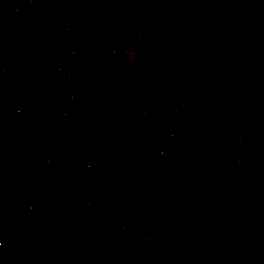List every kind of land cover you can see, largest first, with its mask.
Listing matches in <instances>:
<instances>
[{
    "label": "built area",
    "instance_id": "obj_1",
    "mask_svg": "<svg viewBox=\"0 0 264 264\" xmlns=\"http://www.w3.org/2000/svg\"><path fill=\"white\" fill-rule=\"evenodd\" d=\"M118 0H51L57 7L69 6L73 2L81 4L91 13L90 18L92 24L98 28L95 31V42L88 33L82 29L73 27L72 22L64 17H57L49 24V32L44 35V40L47 44L59 50L63 55L74 61L71 68V74H65L60 71V64L53 67L52 73L42 76L41 73L35 74V78L40 82V87L37 90L26 89L19 93L16 105H11L8 108V115H14L20 109H26L28 112H33L35 109H45L48 104L52 103V98L48 96V88L58 89L63 95L65 102L68 105H73L77 100L74 98V93H71V88L75 89L88 78H95L96 69L105 68L111 62L112 58L118 52V45L114 40L113 28L109 25H100L99 21L102 16L113 15ZM165 7H170L174 14L167 18L166 25L174 24L177 28H181L182 15L178 11L175 1L163 0ZM221 3L219 0H210L207 7V12L214 15L221 21ZM36 11L34 6H29L26 9L28 14H33ZM16 13V9H14ZM183 26V25H182ZM16 41V31L13 28H0V47L9 55L13 54V45ZM169 40L161 46L160 53H167L169 48ZM235 48L232 45H225L217 48V51H212L210 60L206 64L205 72L208 77L213 79V83L218 87L228 88L227 79L229 72L222 58H229L235 55ZM100 55L98 63L94 60L86 61V57H95ZM20 62L19 58H16ZM22 62V61H21ZM60 63V62H57ZM249 74L253 76V69L249 70ZM255 77V76H254ZM186 72H175V76H162L160 78L143 79V84L138 88V95L141 94L145 99L137 96L136 99L127 101L129 105H134L137 108L135 122L127 124L128 134L135 139V147L126 165L121 169H111L107 166L106 159L97 154L102 148L103 142L109 131V122L105 121L100 110H96L91 114L87 126L90 128V134L84 143L80 141L72 142L65 140L62 144L65 147L76 146L80 149L81 145L87 144L85 151H75L68 155L64 154L67 160L76 168H83L89 173L90 179L87 182H78L74 187L76 205L73 213V221L75 224H84L90 219L88 209L95 205L97 191L100 185L104 182H114L118 188V199L111 203L109 211L113 217L112 232L119 234L132 221V211L130 202V193L126 182L129 179L136 177L139 172L147 166L155 163H160L164 156V149L182 155H195L198 149L207 152L208 146L205 144L195 143L193 138L199 131L200 121L194 116L186 122L180 120L186 113V105L183 98L191 97L194 100L201 102L203 100L202 91L194 89L189 85H185ZM72 80V82H70ZM179 81L180 87L174 91L176 99L167 103L164 109L167 113H160L157 109L160 105L162 91L167 87L173 88V82ZM252 90L247 89L241 94L239 87H234L231 93L237 94L238 99L235 104L232 117L234 118L236 129H246L255 134L253 148L260 155L264 156V100L260 99V92L264 89L263 76L256 80ZM171 87V88H170ZM77 91V89H76ZM238 92V93H237ZM71 94V95H70ZM170 99L172 96H170ZM241 99V100H240ZM239 100L241 101L239 103ZM147 101H155L154 106H148ZM173 109V113H169ZM253 136V135H252ZM2 137V135H0ZM33 141L41 145L40 151L45 153L50 140L55 137L48 133L44 125H40L35 130L32 137ZM227 138V139H225ZM217 142V152L221 157H227L232 153V147L235 149L233 155H236L233 165L230 167H219L213 171V182L218 184V190L226 196V211L225 215L229 219L243 218L248 208V203L254 199L264 201V162L253 164L252 161L246 162V153L242 150L245 138L231 135L227 136L225 130L218 128L213 131L212 139ZM70 143V144H69ZM32 144V143H31ZM44 144V145H42ZM32 146H34L32 144ZM38 151V150H37ZM89 151V153H87ZM256 169L253 172L250 169ZM7 173L8 183L13 180V171ZM38 172V171H37ZM35 173V172H34ZM39 173V172H38ZM262 177L260 184L258 178ZM4 186L0 181V188ZM46 182L37 178L31 179L28 188L23 194V198L17 202H9L5 208L6 216L14 223L24 224L29 221L37 210L41 207V199L47 197L50 202L55 200V193ZM184 231L179 225H172L169 231L168 250L170 252H178L181 240H183ZM34 239L27 240L28 245H32ZM10 247V246H9ZM19 246L13 245L10 251L18 254ZM7 254L5 248H2L0 241V264L12 257ZM252 257H254L253 260ZM234 262L232 264H264V226L261 235L252 238L248 241L240 251H237ZM255 262V263H254Z\"/></svg>",
    "mask_w": 264,
    "mask_h": 264
},
{
    "label": "rangeland",
    "instance_id": "obj_2",
    "mask_svg": "<svg viewBox=\"0 0 264 264\" xmlns=\"http://www.w3.org/2000/svg\"><path fill=\"white\" fill-rule=\"evenodd\" d=\"M156 1L160 4L162 3L161 0H156ZM168 1L170 2L171 0ZM194 1L195 0L176 1L178 11L179 12L181 11V13H183V14L180 13L183 17L182 18L183 26L182 25L180 26L181 27L180 33L182 34V36L176 35L175 34L176 32L174 31L172 39L178 38L179 40L177 42H180V46L182 45L181 44L182 41L186 39L185 36L188 34V32L185 33L186 30L185 28L189 25L187 24V22L189 21L185 20V18H188L191 21V17H192L191 15L193 13L192 3ZM219 1L221 3L222 10L225 12V9H228L227 11L228 14L231 13L235 17L233 21H235L238 18H241L246 20V22L244 23L246 28L258 26L259 30L257 34L260 40L264 44V0H247L248 3H246L247 5L246 7H243V4L239 7H236L237 5H234L232 7L233 2L234 1L236 2V0H219ZM177 2L179 3L180 8ZM12 5L16 7H12ZM27 5L28 4L25 3L22 4L21 6V0H0L1 11H7L6 9L10 8L11 10L16 9L17 13H20L18 9H22L24 8L23 6H27ZM116 7L115 10L117 9L118 10L117 13H119L118 19L116 21L113 19V15L104 16L102 18V25H110L113 28L114 40L119 47L118 52L116 53L117 57L115 58V63L111 62L109 64V66L110 65L111 66L110 67L108 66L109 68L105 67L103 69L102 68L96 69L95 76L97 79L94 82H92L89 87L90 92L92 93L93 96L91 97L92 103L100 105L101 108H97L96 110H100L102 112L105 121H108L110 125H111L110 111L117 108L118 105L130 101L131 100L130 98L134 99V96H136L138 88L142 86V81L139 80L133 81V80L124 79L123 72L128 66L129 59H132V57L130 56V53L132 51H129L128 53V47H130L128 46V43L133 42L136 34L137 33L140 34L143 31L144 26L146 25L147 15L145 9L143 8L148 7V3H144V1L142 3L140 0H118ZM242 7L243 9H241ZM163 9L167 10L165 6L163 7ZM170 9L167 11H172ZM241 10L245 11V13H240L242 12ZM227 12H225V14ZM228 14L226 15V17L231 18ZM54 15L50 11V13L45 16L43 23L50 24L55 18H57ZM2 17H4V15H2ZM156 18L159 25V30L163 33V35H165V38L168 40L169 38L166 35L167 33L166 29L169 28V26L166 25L167 17H164L163 19H160L159 17ZM31 20H34V18ZM31 20L16 21V23H14L15 26L13 27L20 29L22 28V26H20L21 24L24 25L32 24V22H30ZM109 22H111L112 24H109ZM196 22L199 23V20ZM116 25H120L122 29L120 33L121 34L120 41L117 39V31L115 27ZM32 26L35 27L36 25L33 24ZM172 29L174 30V28ZM227 29L219 30L221 32V35L223 32V36H221V38L227 35ZM44 33L45 32H43V38L41 35L39 36L40 40L38 38V35H34L35 36L34 39L26 38V40L28 43L31 44H34L35 41H39V44L41 45L42 48L38 47V49L40 50L39 54L42 55V60L45 61L46 63L48 61H51L50 63H52L54 62L53 59L56 58L59 53L53 52L52 50L55 49L52 48L50 44H48L52 48L51 50L52 55H50L51 58L49 57V55L45 51L46 47L44 46V43H46V41L44 40ZM148 36L150 37V35ZM135 40H137L134 42L135 46L138 47L141 38ZM233 45H235L234 46L236 51L235 60L237 63L241 62L243 64L247 62V60L256 51V47L253 45H246V44L240 46L239 44L238 45L233 44ZM162 65L163 66L160 68L158 66H153L152 64H149L150 71L152 70V72H148V75L151 74L158 75L157 78L162 77L163 76L162 73H164L162 70H166L168 69V67H171V65L165 61L163 62ZM180 70L182 69L180 68ZM183 70H185V68ZM207 84L209 87H212V83L208 82ZM227 84L228 87L230 88H222V87H218V88L227 93H230V91H232L234 87L240 88L241 86L242 87L244 86L245 88L251 90V87L245 86L242 83H237V84L236 82L232 83L229 78L227 79ZM179 87H180L179 81H174L173 88L175 89V91L178 90ZM166 89L168 88L165 87L164 90ZM128 91L130 93H128ZM70 92L75 94L76 89L72 87ZM166 96L168 95L166 94ZM174 98L175 96L173 97V99ZM76 118L77 119L72 124H68V126L74 131L80 129L82 125V120L79 117V115H77ZM45 121H46L44 124L45 129L47 132L48 131L50 132V130L47 128V122H48L47 117ZM216 124L219 126L220 122H217ZM52 134L54 135V137L63 138V136L60 134H56V135L54 133ZM246 136L247 135H244V138ZM132 140L133 139H129L128 137L123 136L121 139H118V141L114 140V145L117 146L118 149L120 150L122 149V154H125L128 152V146L133 144ZM253 144L254 141L252 140V137L245 138L244 144L242 145V150L246 153V155L249 152H252L251 147L253 146ZM27 149L28 151L26 152L25 155H30L29 152H31L32 150L35 151V149H31L30 147ZM252 153L251 155H260L258 151L255 149V147ZM173 154L178 155V153H173ZM125 156L128 157V155ZM48 157L46 158L47 161H48ZM64 157L66 158V156ZM192 158H195V156H192ZM204 159L209 160L208 157H205ZM203 163L204 162L200 163L198 161L190 162V161L164 160L160 163H155L152 164L153 166L148 167V170L151 172L146 176V179L144 181L142 180V182H144L143 184L146 186L143 190L146 194L145 195L147 199L146 204L152 205L154 208L153 213L146 214L147 217L150 220H152V222H154V219H157L156 222L159 223V225H166V223L174 219L176 213L175 219L178 216L177 214H179L182 217L184 223L182 225L178 223L171 224V225H179L180 227L183 226V228L185 229L183 230V228H181L184 231L182 237L183 240H181V243L178 248V252L177 251L170 252L169 250H167L165 253H163L160 261V263L162 264H193L194 263V259L192 258L190 251H189L188 260L186 262L183 261V259L187 256L185 251L181 252L183 245H184L183 248H187L188 246L185 241L186 237L191 239L190 243H193L194 241H196L195 238H198L199 243L202 244L198 249V253L202 257V259L201 261L196 262V264H218V257H217L218 251H220L221 253L223 249L227 247V245L233 239H236L241 229H247L251 225V223L257 222L258 224L259 221H264V201L260 199H254L250 201L251 213H252V220L250 223H247L244 217L229 219L226 217L225 212L223 211H221L222 213L221 216L219 214L220 210H217L215 208V202L213 201L214 191L209 178V170L206 167V165ZM253 163L256 164L257 160ZM50 164H54V166L57 168V172L59 173L60 162L57 163L53 161ZM0 167L2 166L0 165ZM46 175L48 176V173H46ZM105 183L107 182H104L102 185L104 186ZM48 186L52 188L55 193L56 196L55 202H50L49 199L45 196L41 199V203L43 204V207L40 208L45 209V207H48L53 203L52 205L54 206V209L52 214H48L43 209L42 211L35 213L34 216L29 221L24 223L21 227L20 226L17 227L19 230L17 236L21 239H25L27 241L29 239H34V237L36 236L41 238L42 240L41 264H58L57 259H59V264H70L72 257L76 253H84L89 258L91 257L94 260L100 261L105 258L106 259L109 258V256H107L108 252L116 254V256L110 257L114 261H116L114 264H119L118 263L119 260L118 261L115 260V258L118 257L119 254L127 255V257L121 261V264H129L128 262L131 261L134 262L135 259L138 260L141 258H142L141 264L144 261H148L146 262V264H148L151 261L153 257L152 253L155 252L156 249H154V251L152 250L151 255L145 259V255L143 256L137 254L138 252L142 253L143 251L128 248V236H124V237L120 236L116 239H111L109 236L106 237L105 235L99 236L98 234L99 228L97 227V221H98L97 218L99 217V213L98 210H96L95 205L93 207H90V209L92 208L91 209L92 214L90 216V219L84 224H76L80 226L82 229H85V231H87L86 233L90 234L88 235L89 236L88 238L79 239V236L84 234V232L76 231L75 229L71 228V226H69L67 223V218L69 217L67 213V198L64 197L63 192H60V190L56 189L53 178L51 182L48 183ZM50 188H47V190H51ZM137 191L138 189H136L134 193H136ZM165 195L168 196L169 199L165 203L164 206L165 212L163 213V211L160 209L159 204L163 203ZM118 197L119 194L117 196V199ZM0 207H1V202H0ZM131 208H132V201H131ZM1 209L2 208H0V212ZM133 210L134 209L132 208V212ZM160 211L162 214H159ZM141 215H143V213H141ZM132 216H134V212ZM111 217H113V215H111L110 212H108L107 220L111 224L110 228L112 231ZM72 219H73V214H72ZM156 222H154V224ZM219 223L221 225H219ZM7 225H10V223ZM171 225L168 226L166 230L165 227L162 226L163 231H165L162 233L164 234L163 237L165 241H167L166 242L167 247L169 246L168 240H169V231L170 228L172 227ZM126 228H128V225L126 226ZM241 249L236 250V253ZM128 253H130L129 254L130 259L128 258ZM14 255L18 256L15 253ZM18 259L19 261L17 264H22L20 258ZM253 259L254 257H252L251 260ZM233 260H234L233 258H228L229 263L227 264H232V262H234Z\"/></svg>",
    "mask_w": 264,
    "mask_h": 264
},
{
    "label": "crops",
    "instance_id": "obj_3",
    "mask_svg": "<svg viewBox=\"0 0 264 264\" xmlns=\"http://www.w3.org/2000/svg\"><path fill=\"white\" fill-rule=\"evenodd\" d=\"M176 1L177 0H175V2ZM161 2L163 3V0H161ZM207 2L210 3V0H205V3L203 4L205 8L203 7L200 8L201 11L200 10L199 11L201 13H199V16L195 12V9L192 3L193 13L191 15L192 16L191 21L188 18H185V20L189 21L187 22V24L189 25L185 28L186 29L185 33L188 32V34L187 35L185 34L186 39L182 41L181 46H180V42H177L179 40L178 38L172 39L174 31L176 32L175 33L176 35L182 36V34L180 33L181 28H177V26H175L174 24H171L169 28L166 29L167 31L166 35L169 38L168 42L170 44L168 51L171 50L173 54V59H177V57H180L181 61L183 62V63L177 64L174 67V70L176 69L175 72L177 71L186 72L185 85H189L194 89H198L202 91V96H203V100L201 102H198L191 97L183 98L185 101V105H186V113L183 117L180 118V120L182 122H186L190 119V116L191 117L194 116L197 119H199L200 121V127L198 129L199 131L197 132L193 140L195 143H198V144L204 143L205 147L208 146L209 148L208 151H210L212 149L211 148L212 143H210L212 139V133L214 130L218 128L222 127V130H225V133H227L228 137H231V135H233L236 137L239 136L244 139V135H247L246 137H252V140L255 141L254 139L255 134L253 132H249L246 129H236L234 118L232 117V113H233L235 104L237 103L238 95L237 94L233 95L231 91L230 93H227V92L220 90L217 84L213 83L214 80L208 77L205 72V67H206V64H208L210 60V55L212 56V51L214 50L217 51V48L219 47V45L221 46L232 45L234 47L235 45L233 44H237L233 40L228 43L224 42L225 41L224 39H226L228 35V29L230 27L246 28V26L244 25L246 20L238 18L235 21H233L235 17L231 13L228 14L227 12L228 9H225V12H227L226 14L222 10L221 13L224 14V16H221V21L217 20L218 16L216 17L214 13L213 15H210V13L207 12V7L209 5V3L206 4ZM25 3H27L28 5L23 6L24 8L22 9H18L20 13H17V11L15 13L14 10H11L10 8L6 9L7 11L0 10V15H1L0 21L2 22L0 23L1 29H4L6 27L11 28L15 26L14 23H16V21H28L34 18V20L30 21L32 22V24L30 25L21 24L20 26H22V28L20 29L13 27V29L16 31V41L14 42V45H13V54L9 55L3 52L4 50L2 51L1 50L2 48L0 47V135H2V137H0V160L2 159L3 155L7 154L8 152H10V150H12V145H11L12 140L22 141L23 143L26 144V146H28V148L30 147L31 149H35V151L30 150L31 152L29 153L37 157L35 173L32 175L31 179L33 180V179L39 178L48 184L52 180V178L49 175V170L47 168L48 161L49 163L53 161L59 163L60 155L64 156L65 153H68L69 155L70 153L75 152V151H85L87 144L81 145L80 149H78L76 146L65 147L62 144L65 142L66 139L55 137V139H52L48 143H45V145L47 146V151L45 153H42L39 150L41 145L38 143V138H36V142L32 140V137L35 134L36 128L40 127V125L45 124L46 117H48L49 114H55L59 116L62 120L65 121V124L67 126L68 124H72L77 119L76 117L78 115V112L75 107L76 104L74 103L71 106L68 105L65 102L63 95L59 93L58 89H52V88L47 89L48 96L52 98V103L48 104L45 107V109L37 108L33 112H28L26 109H20L18 110L16 114L8 115V108H10L11 105H16L15 103H17L16 101L21 91L26 90V89L37 90L40 87V82L38 81V79L35 78V74L41 73V70L39 67L35 66L32 60L28 59L25 56L24 49L29 50L32 54H36L37 56L40 57V59H42V55L39 54L40 50L38 49V47L40 48L42 47L39 44V41H35L34 44H31L27 42L26 38L34 39L35 38L34 35H38V38L41 35L43 38V32H45L44 35L49 32V24L43 23V20L45 16L50 13V11L52 12L53 15L55 14L54 16L56 17L61 16V17L66 18L63 14H60L63 12H60L59 14H57L56 12L57 9L62 10V11L64 9H70L68 13L70 17L68 19H70V21L72 22L73 27L77 29H82L84 31H87L88 33H92L89 36V38L92 39V41L91 40L89 41L92 43L95 42V38L97 37L95 34V31H97L98 28L95 24H92L91 18L89 16L91 15V13L89 12V10L87 8L85 9L82 6L78 8H72L70 4L69 6H65V7H57L53 3H51V0H21V6L22 4H25ZM246 3H248L247 0H236V2L235 1L233 2L232 7L234 5H237L236 7H239L242 4H243V7H246L247 6ZM29 6H34L36 8V11L33 14H28L26 12V9ZM178 6L180 8L179 3H178ZM12 7H16V6L12 5ZM243 7L241 9H243ZM166 8L167 10L170 9V7H166ZM240 13H245V11H242ZM173 14H174V11L169 12V15L167 16V18H169ZM227 14L231 18L226 17ZM2 15H4V18H2ZM103 17L104 16L101 17V20ZM198 20H199V23L196 22ZM33 24H35L36 26L33 27L32 26ZM172 28H174V30ZM222 29L224 30L227 29V35L224 36L223 38H221V36H223V32L221 35V32L219 31ZM213 38H215V42L212 45L211 41L213 40ZM44 46L46 47L45 51L50 57V55H52L51 50L53 46L51 48L46 43H44ZM181 47H183V49ZM55 52L63 55V53L60 52L59 50H56ZM59 54L58 56H60ZM100 57H101L100 55H97L95 57H86L85 60L86 61L94 60L97 64L98 59ZM16 58H19L20 62H17ZM235 59H236L235 55L229 58H222V61L226 64L228 72H229L228 78L230 79L232 83L234 82H236V84L242 83L245 86L251 87V90H252L254 87H257L255 86V83L257 79H260V75L261 77L263 76V80H264V54L259 56L257 60L255 61V63L245 62L242 64L241 62L237 63ZM50 62L51 61L47 62V64L51 68L49 73H52L53 75V72L51 71L53 67L55 66V63L54 62L50 63ZM56 64H60L61 72L68 74V75L71 74V68L74 63L72 64L56 63ZM244 66H246L245 72H243L242 70ZM180 68L182 70H180ZM184 68L185 70H183ZM250 69H253V76L249 74ZM139 81H142V84H143V79L142 80L139 79ZM70 82H72V80H70ZM208 82L212 83V87L208 86L207 84ZM76 89L77 91L79 90L78 87ZM173 89L174 88L166 89L162 91V95L163 94L165 96L166 94L168 96L170 95L172 96L171 100L172 101L175 100L176 97L174 99L173 97L176 96V94L174 91H171ZM240 89H241V94L245 93V91L247 90V88H245L244 86L243 87L241 86ZM128 93L130 92L128 91ZM137 96L142 99V96L138 95V91L136 93V96H134V99H136ZM259 96L261 100H264V89L260 92ZM240 100H239V103L241 102ZM163 101L164 103L160 104L157 110L160 113H164V112L167 113L164 110L167 107L166 100L164 99ZM173 112H174L173 109H170L169 113H173ZM136 116L138 117L137 114ZM15 120L18 122V124L14 123ZM217 122H220L219 126L216 124ZM48 133L50 132L48 131ZM132 141H133V144L128 146V152L123 155H128L129 157L130 154H132V151L135 147V139L133 138ZM31 143L34 146H32ZM214 151H217V146L215 147ZM120 152L122 153V149ZM87 153H89V151ZM47 157H48V161L46 159ZM251 160H253L252 163L257 160L256 164H260L264 162V156L256 155ZM165 161H169V159H165ZM250 164L248 166L249 168H250ZM253 164L255 165V163ZM150 166H153V165L147 166V168L145 169V172L143 170V174L141 173V176H140L141 180L144 178L146 179V176L151 172L148 170V167ZM252 170L253 172L256 171V169L254 168ZM8 172H11V171L9 169L0 167V181L2 182L3 185L8 184V176H7ZM46 173H48V176L46 175ZM11 181L12 179L10 180V182ZM134 195H136V193H132L131 198ZM4 201H2L0 197V202H1L0 208H2L0 212V223L4 226H7L8 228L11 227L13 224H15L16 227L18 226L21 227L23 224L14 223L10 221V219L6 216L5 208L7 204L11 201H8L6 203ZM53 202H55V200ZM130 202H131V199H130ZM41 207H43V204L41 205ZM132 208L134 209L133 210L134 216L132 217V221L128 223V228L125 229V236H128V248L143 251L142 253L138 252L137 254L143 255V256L145 255V259H146L148 258V256L151 255L152 250L154 251V249H156L155 251L157 253V250L159 247L157 245V243L159 242L157 241L159 239V235H161V239H163V244L165 248L167 249V246H166L167 241H165L163 237L164 234L162 232H165L163 231V227H168V225L167 224L159 225V223L156 222L157 219H154V222H156L154 224V222H152V220H150L146 215L147 213H153V209H154L153 206L146 204L145 207H142V204L137 201V196H136L132 198ZM132 208H131V211H132ZM91 209L90 208L88 209L90 216L92 214ZM141 213H143V215H141ZM177 215L178 216L176 218L178 219V224H181V225L184 224L182 217L179 214ZM175 216H176V213H175ZM175 216H174V220H175ZM9 223L10 225H7ZM170 225L171 224H169V226ZM97 227L99 228L98 229L99 236H104V235L106 237L109 236L104 231L105 223L101 224L98 220ZM181 228H183V226ZM73 229H75L78 232H84V234L79 236V239L88 238L89 237L88 235H90L89 233H86L87 231H85V229H82L78 225H77V228L73 226ZM183 230L185 229L183 228ZM110 238L116 239L115 237L114 238L110 237ZM20 239L21 238H17L11 241L10 243H5L2 241V239H0L2 248H5V250L7 251V254L10 255L9 257H12L10 260L7 259L2 264H17L18 263L19 256H15L10 251V247H13V245L15 244L20 246ZM190 240L191 239L186 237L185 241L188 246L187 248H183L184 246L183 245L182 250H181V252L185 251L187 255L183 259V261L185 262L188 260L189 251L192 255L193 248L197 247L199 249L200 246L202 245L199 243L198 238H195L196 241H194L193 243H190ZM57 247H60V246H57ZM156 253L155 252L152 253L153 257L148 264H162L160 263V261L165 251L162 254H160L159 257L157 258H155ZM129 254L130 253H128V258H129ZM107 256H109L108 259L105 258L103 260H100V261L98 260V261L101 262L102 264H111V263L114 264L116 262L112 258H110V257L116 256L115 253L108 252ZM119 257L123 260L124 258L127 257V255L119 254L118 258ZM118 258L116 257L115 260H118ZM57 260L59 264V259ZM141 260L142 258L138 260L135 259L134 262L130 260L131 262H128V263L129 264H141ZM146 262L148 261H144L142 264H146Z\"/></svg>",
    "mask_w": 264,
    "mask_h": 264
},
{
    "label": "trees",
    "instance_id": "obj_4",
    "mask_svg": "<svg viewBox=\"0 0 264 264\" xmlns=\"http://www.w3.org/2000/svg\"><path fill=\"white\" fill-rule=\"evenodd\" d=\"M142 3H148V7H144L146 11V25L143 28V31L139 34L137 33L134 37V41L131 43H128V53L129 51H132L130 53V56L132 59H129V63L127 68L123 72L124 79L128 80H142V79H148V78H157L158 75H148V72L150 71L149 64H152L153 66L162 67L163 62H168L171 67H168L166 70H162L164 73H162L163 76H175V70L174 67L177 64L183 63L181 61L180 57H177V59H173V54L170 51L167 53H160V48L163 46L167 39L165 38V35L159 30V25L157 22V18L163 19L164 17H167L169 15V12L163 9V5L158 3L156 0H140ZM205 3V0H195L193 2V6L195 9V12L199 16V13H201V7L205 8L203 5ZM207 2L206 4H208ZM82 6L81 4H78L76 2H73L71 4L72 8H78ZM117 8V7H116ZM117 10V9H116ZM114 13L113 19L116 21L118 19V10ZM200 10V11H199ZM70 9H64L59 10L57 9V14H63L67 20L70 17L68 14ZM222 11V10H220ZM222 14V13H221ZM1 16V15H0ZM224 16V14H222ZM4 18V17H2ZM148 19V21H147ZM1 23V21H0ZM99 24L102 25V20L99 21ZM109 24H112L109 22ZM116 31H117V39L121 40V26L116 25ZM157 30V31H156ZM259 27L253 26L250 28H237V27H230L228 31L227 38L224 39L226 43L231 42L232 40L236 42L239 45H253L256 47V51L252 54L249 60H247V63H255L257 58L264 54V44L258 37ZM150 35V37L148 36ZM141 38V41L138 44V47L135 46V39ZM212 45L215 42V38L211 41ZM183 49V47H181ZM3 51V49H1ZM55 52V50H53ZM137 51V52H135ZM4 52V51H3ZM25 56L32 60L34 62L35 66L39 67L41 70L42 76H46L49 74L50 66L40 59L39 56L36 54H32L29 50L24 49ZM114 56L112 58V63H115ZM53 58V57H52ZM54 62H60L63 64H72L74 61L66 58L64 55L57 56L53 59ZM178 62V63H176ZM109 66V65H108ZM107 66V67H108ZM111 66V65H110ZM109 66V67H110ZM108 67V68H109ZM164 69V68H163ZM243 72L246 71V66L243 67ZM174 71V73H173ZM97 78H86L81 85L78 86V91L75 92L74 97L77 101L76 104V110L78 112L79 117L82 120V125L80 129L74 131L69 126L65 124V121L62 120L59 116L55 114H49L47 119V128L50 130V133L54 134H60L63 136L64 139H66L69 142H76L80 141L82 143L85 142L88 135L90 134V128L87 126L89 120L91 119V114H93L97 108H101L100 105L92 103V93L90 92V85L92 82H94ZM142 99L144 100L145 97L141 94ZM164 99L171 102V99L169 96L162 95ZM155 101H147L148 106H154ZM110 129L106 135V138L103 142L102 148L97 154L98 156H103L106 159L107 166L111 169H121L123 168L126 163L128 162L129 158L125 155H123L118 149L117 146L114 145V140L121 139L123 136L128 137L129 139H133L134 137L130 134H128L127 124L130 122L136 121V114H137V108L134 105H129V103L125 102L123 105H118L117 108L110 111ZM15 124H18V122L15 120ZM57 133H56V132ZM12 150L8 152L7 154L2 156V159L0 160V165L5 168L13 171L14 179L9 182L8 184L2 186L0 188V197L1 200L5 203L8 201H14L17 202L19 199L23 197V194L26 190V188L29 186V183L31 181V177L35 172L36 169V156L35 155H25L28 151V146H26L25 143L19 140H12L11 141ZM217 146V142L213 141L211 145V150L208 152L202 151L201 149H198V155L197 158H191L190 155H182V154H173L172 152L164 149V156L162 158V161L165 159H169L171 161H190V162H204L203 164L206 165V167L209 170V178L211 181V185L214 191V198L213 201L215 202V208L219 211V214L222 216L221 211H226V196L225 194L221 193V191L218 190V184L213 182V171H215L218 167L220 169H224L225 167H230L233 165L232 159L236 155H233L234 148L232 147V153L231 155L227 157H221L219 156L217 151L215 150V147ZM253 146L251 147V150L253 152ZM252 152H249L245 156V160L247 163H249L250 159H253L256 155H251ZM254 154V153H252ZM204 157H208L209 160L204 159ZM161 161V162H162ZM60 162V171L57 172V168L54 166V164H47V168L49 170L50 176L54 180V184L56 186V189L60 190V192H63L64 197L67 198V213L69 217L67 218V223L69 226L73 228H77V225L75 226L72 214L76 205V200L74 197V187L78 182H87L90 177L87 170L83 168H76L74 165H72L67 158L60 155L59 157ZM154 164V163H153ZM152 165V164H151ZM224 167V168H223ZM147 168V167H146ZM142 169L139 174L129 179L126 182V185L128 187L129 193H130V199L132 201V198L137 196L138 202L142 204V207H145L146 205V194L143 191L146 187L142 182L144 179L141 180L140 176L141 173L143 174V170L145 172V169ZM253 171V170H252ZM61 172V173H60ZM262 177L258 178L261 182ZM148 182V181H147ZM146 183V182H145ZM260 184V183H259ZM103 185H100L98 188V194L96 196L95 200V208L98 210L99 217L97 218L101 224L105 223L104 231H106V234H108L112 238H118L120 236H125V229L118 235L111 231V224L108 222V209L111 203L115 202L118 196V188L117 185L114 182H107ZM138 189L136 192V195H134L131 198V194L134 193V191ZM169 197L165 195L163 203H160V209L164 211L165 203L168 201ZM44 208H39L37 212L42 211ZM54 209V206L51 205L49 207H46L44 209L45 212L48 214H52ZM36 212V213H37ZM159 214H162L161 211ZM245 220L247 223H250L252 220V213H251V206L250 202L248 203V208L246 210V213L244 215ZM130 223V222H129ZM169 224L178 223V219L175 220L172 219ZM166 223L168 226L169 224ZM219 225H221L219 223ZM264 226V221H259V223H251V225L247 229H241L239 235L236 239H233L227 247L223 249V251L220 253L218 251L217 257H218V264H227L229 263L228 258H234L236 255V250L243 248L247 245L248 241L252 238H255L259 235H261L262 230ZM168 227H165V230ZM19 232L18 228L15 224H13L11 227L4 226L0 223V239H2L3 242L8 243L10 241H13L17 238V233ZM157 243L158 250L157 253L155 251V258L159 257L160 254H162L164 251L166 252L167 249L165 248L163 244V239H161V235H159V239ZM41 248H42V240L39 237H34V242L32 245H28L27 241L25 239H20V246L18 250V256L20 258V261L22 264H41L42 261V254H41ZM84 253H76L71 260L70 264H102L101 262L89 258L88 256H84ZM118 258V257H117ZM192 258L194 259V263L201 261L202 257L198 253V248L194 247L192 250ZM119 260V261H118ZM118 263L121 264L122 259L118 258ZM231 260V259H230Z\"/></svg>",
    "mask_w": 264,
    "mask_h": 264
},
{
    "label": "clouds",
    "instance_id": "obj_5",
    "mask_svg": "<svg viewBox=\"0 0 264 264\" xmlns=\"http://www.w3.org/2000/svg\"><path fill=\"white\" fill-rule=\"evenodd\" d=\"M113 16H114V14H113ZM109 26H110V25H109ZM55 63H57V62H55ZM163 100H164V99L160 100V104L164 103V101H163ZM165 100H166V99H165ZM166 102H167V103H171L172 101H171V102H169V101H167V100H166ZM197 155H198V152H196V154H195V155H190V157L192 158V156H195V158H197V157H196ZM204 158H205V157H204ZM73 222H74V221H73Z\"/></svg>",
    "mask_w": 264,
    "mask_h": 264
}]
</instances>
